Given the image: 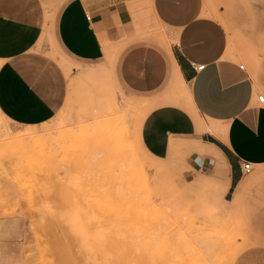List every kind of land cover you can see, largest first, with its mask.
<instances>
[{
    "label": "rangeland",
    "instance_id": "1",
    "mask_svg": "<svg viewBox=\"0 0 264 264\" xmlns=\"http://www.w3.org/2000/svg\"><path fill=\"white\" fill-rule=\"evenodd\" d=\"M202 2L222 27L230 58L264 96V0ZM131 11L135 38L177 43L149 8ZM45 36L35 52L57 68L64 93L41 126L0 114V264L175 263V234L183 240L180 264H233L246 249H264V166L226 200L227 165L213 145L171 140L165 159L153 157L141 126L162 102L125 94L114 75L129 40L107 43L103 62L85 65L63 56L52 33ZM178 87L162 101L185 109L198 135L207 132ZM194 152L207 165L200 171L191 166ZM165 235L173 254L162 248Z\"/></svg>",
    "mask_w": 264,
    "mask_h": 264
},
{
    "label": "crops",
    "instance_id": "2",
    "mask_svg": "<svg viewBox=\"0 0 264 264\" xmlns=\"http://www.w3.org/2000/svg\"><path fill=\"white\" fill-rule=\"evenodd\" d=\"M135 4L149 8L150 16L177 43L164 48L149 38H135L136 11H131ZM204 12L202 0H0V114L23 127L41 126L54 118L64 83L57 68L35 52L43 36L46 41L52 33L63 56L85 65L102 63L107 43L129 40L114 64L118 86L133 98L162 102L142 123L144 148L165 159L171 140L213 145L227 165L228 200L243 181V162L253 170L264 166V104L258 103L249 75L228 55L222 27ZM192 65L204 68L195 71ZM175 84L185 88L206 125L224 127L222 137L208 131L198 135L185 109L164 102ZM191 154L194 170L207 166L202 157ZM204 161L214 168L211 161ZM243 252L233 264H264V249Z\"/></svg>",
    "mask_w": 264,
    "mask_h": 264
},
{
    "label": "bare ground",
    "instance_id": "3",
    "mask_svg": "<svg viewBox=\"0 0 264 264\" xmlns=\"http://www.w3.org/2000/svg\"><path fill=\"white\" fill-rule=\"evenodd\" d=\"M206 12V11H205ZM204 12V13H205ZM205 15H206V13H205ZM204 15V16H205ZM207 16V15H206ZM228 55H229V53H228ZM229 56H231V55H229ZM208 132H210L211 134H213V135H215V136H223V132L225 131V129H224V127H222L221 125H219V124H213V123H211V124H209V126H208ZM225 133V132H224ZM242 194V193H241ZM237 195V194H236ZM171 227V226H170ZM172 235V234H171ZM176 236L174 237V239H175V244H176V247H175V244H173V246L175 247V252H176V255L175 254H173V252H174V250H173V246L171 247V246H167V245H172V243L171 244H169L168 242H167V240H168V235H165L164 236V240H163V243H162V248H163V244H165V246H164V248H170L171 249V251H172V254L174 255V257H175V259H176V261H175V263H172L173 261H172V259L170 260L171 262V264H180V262H177V261H179V258H180V256H182L181 255V251H183V249L182 248H184V246H183V240H182V238H181V236H178L177 234H175ZM167 236V237H166ZM170 240H169V242H171V238H169ZM173 239V238H172ZM166 242V243H165ZM167 244V245H166ZM163 248V250H164V252H165V250L166 249H164ZM167 249V250H168ZM170 249L168 250V251H170ZM163 250H159V251H163ZM166 250V251H167ZM174 252V253H175ZM179 257V258H177V257ZM178 259V260H177ZM177 262V263H176ZM169 263V260L167 259V264ZM169 263V264H170Z\"/></svg>",
    "mask_w": 264,
    "mask_h": 264
},
{
    "label": "built area",
    "instance_id": "4",
    "mask_svg": "<svg viewBox=\"0 0 264 264\" xmlns=\"http://www.w3.org/2000/svg\"><path fill=\"white\" fill-rule=\"evenodd\" d=\"M193 69L195 71H201L204 66L203 65H199V66H195V65H192ZM239 68L241 70H244V66L243 65H239ZM257 101L258 103L260 104H264V96L263 95H257ZM253 171V166L248 163V162H243L241 165H240V172L242 175H248L250 174L251 172Z\"/></svg>",
    "mask_w": 264,
    "mask_h": 264
}]
</instances>
